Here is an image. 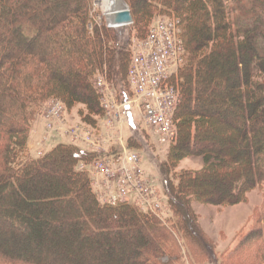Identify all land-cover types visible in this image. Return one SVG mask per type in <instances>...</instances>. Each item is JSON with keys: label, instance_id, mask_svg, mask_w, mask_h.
<instances>
[{"label": "trees", "instance_id": "1", "mask_svg": "<svg viewBox=\"0 0 264 264\" xmlns=\"http://www.w3.org/2000/svg\"><path fill=\"white\" fill-rule=\"evenodd\" d=\"M125 2L133 25L114 29L95 21L93 0H0V230L13 229L0 235V264H172L162 259L180 258V234L211 264H264V211L221 262L186 205L195 192L222 206L264 192V0ZM156 14L179 20L183 47L171 79L179 92L172 166L156 164L176 218L170 229L134 204L99 200L91 174L79 169L101 158L94 151L60 143L40 157L28 153L32 125L51 99L70 111L84 106L82 121L98 124V74L121 101L133 98L132 36ZM134 144L144 150L130 136ZM191 155L203 158L204 171L182 172L176 184L171 168ZM25 232L39 255L8 246L13 233Z\"/></svg>", "mask_w": 264, "mask_h": 264}, {"label": "rangeland", "instance_id": "2", "mask_svg": "<svg viewBox=\"0 0 264 264\" xmlns=\"http://www.w3.org/2000/svg\"><path fill=\"white\" fill-rule=\"evenodd\" d=\"M92 14L97 23H104L108 27L107 20L104 18L102 10L96 6L95 0H93ZM164 17L166 16L156 14L152 18H145L132 36L131 47L139 40L143 39L145 36L144 33L154 22ZM94 83L104 111L102 118L97 119L98 124L92 127L82 121V116H80L79 111L80 113L85 112L84 106L77 105L70 111L67 110L66 106L60 100L51 99L42 105L39 111L40 114L36 120L43 117L45 124L43 120L40 121V136L39 138L37 137L35 141L36 148H32L30 151L28 150L29 155L31 157H40V155H38L39 153L45 155L60 143L73 144L85 150H93V145L102 146L105 151L110 152H116L118 146H122L127 152L137 153L141 158L139 165L145 180L148 179L153 187V193L150 197L156 204V213H152L148 210L140 212L157 219L164 227L169 229L172 228L176 218L174 217L164 192L156 164L157 161L159 162V166L167 163L169 165L172 164L169 158L171 156V145L175 142V139L166 142L161 141V138L145 124L142 112L136 106H131L130 114L126 115L124 119L122 109H120L121 97L119 89L113 82L109 81L104 74H98L94 79ZM227 101L230 102V99L228 98ZM59 103L64 106V112L60 115H56L53 110ZM57 117H61L60 121L56 120ZM48 124L51 126V130L48 129ZM44 125L46 126V133ZM133 127L135 129H133ZM226 135L227 134L224 133V136ZM130 136H134L138 141L142 142L144 150H140L137 144H134V148H129L128 143ZM152 160H154V162ZM174 166L175 167L171 168L170 175L177 184L176 178L179 174L186 171L202 172L204 171L206 163L203 161L202 157L191 155L175 163ZM209 194V192H204L202 195H198L195 192L188 196L189 203L186 205L189 209L188 214L194 221L195 229L203 237L205 242L212 243L217 258L222 262L226 258L231 259V253L235 249L240 238L257 227L256 221L260 215L259 213L264 211V192L261 189L248 192L244 202L231 206L213 204L211 199L215 197ZM134 201V198H131V201L128 203L136 205ZM6 228V231L0 230V235L3 236V238L5 237V239L8 238L9 233L13 231V229L7 226ZM13 234H15L13 238H10V241L7 242L8 246L20 247L25 251L23 254L26 253L34 257L39 255L40 252L33 249L35 245L31 237L26 239L29 235L27 232ZM175 237H177L178 254L180 258L176 259V257H173V259H171L172 257L166 256L162 259V262L172 260V264H211L204 250L198 247L200 251L190 242L185 241L181 234ZM113 256L118 259L122 257L117 253Z\"/></svg>", "mask_w": 264, "mask_h": 264}, {"label": "built area", "instance_id": "3", "mask_svg": "<svg viewBox=\"0 0 264 264\" xmlns=\"http://www.w3.org/2000/svg\"><path fill=\"white\" fill-rule=\"evenodd\" d=\"M179 24L178 19L159 18L149 27L146 37L134 44L128 71V85L133 98L123 102L120 108L136 106L140 109L145 124L163 142L176 137L174 113L179 103V92L171 79L183 63ZM53 112L60 115L64 106L59 103ZM47 127L51 130L49 124ZM92 148L102 157L90 168L82 165L79 169H86L91 174L92 187L99 200L116 205L134 198L140 211L156 213V204L150 197L153 187L148 179L145 180L139 165L140 156L124 148L117 153L105 151L102 146L93 145Z\"/></svg>", "mask_w": 264, "mask_h": 264}, {"label": "bare ground", "instance_id": "4", "mask_svg": "<svg viewBox=\"0 0 264 264\" xmlns=\"http://www.w3.org/2000/svg\"><path fill=\"white\" fill-rule=\"evenodd\" d=\"M95 3L102 10L104 18L110 23H113V20L118 18L124 9L122 0H95Z\"/></svg>", "mask_w": 264, "mask_h": 264}, {"label": "water", "instance_id": "5", "mask_svg": "<svg viewBox=\"0 0 264 264\" xmlns=\"http://www.w3.org/2000/svg\"><path fill=\"white\" fill-rule=\"evenodd\" d=\"M123 2V11L121 12V14H119V17L113 20V23L108 22L107 20V24L108 27L110 28H122V27H127L133 24V19H132V15L130 12V8L127 5V3L125 2V0H122Z\"/></svg>", "mask_w": 264, "mask_h": 264}, {"label": "crops", "instance_id": "6", "mask_svg": "<svg viewBox=\"0 0 264 264\" xmlns=\"http://www.w3.org/2000/svg\"><path fill=\"white\" fill-rule=\"evenodd\" d=\"M43 120V122H44V124H45V121H44V118L43 117H41V118H39L38 120H36L34 123H33V125H32V129H31V133H30V137H29V144H28V150L30 151L32 148H36V145H35V141H36V139H37V137L39 138V136H40V133H39V130H40V128H39V125L41 124V122L40 121H42ZM44 128H45V133H46V126L44 125ZM44 133V134H45ZM44 134H43V136H44ZM42 136V137H43ZM41 137V138H42ZM33 151V150H32ZM31 151V152H32ZM29 153V152H28Z\"/></svg>", "mask_w": 264, "mask_h": 264}]
</instances>
